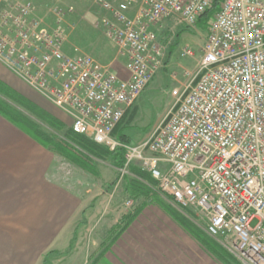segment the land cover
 Returning <instances> with one entry per match:
<instances>
[{
	"label": "built area",
	"instance_id": "built-area-1",
	"mask_svg": "<svg viewBox=\"0 0 264 264\" xmlns=\"http://www.w3.org/2000/svg\"><path fill=\"white\" fill-rule=\"evenodd\" d=\"M215 2H103L105 36L127 58L120 79L92 55L66 52L59 10L46 26L31 2L0 0V63L70 117L74 132L124 150L122 176L149 174L164 197L203 213L207 234L242 264H264V0H222L199 68L185 72L167 116L138 145L114 135L166 56L152 28L171 21L196 32Z\"/></svg>",
	"mask_w": 264,
	"mask_h": 264
},
{
	"label": "crops",
	"instance_id": "crops-1",
	"mask_svg": "<svg viewBox=\"0 0 264 264\" xmlns=\"http://www.w3.org/2000/svg\"><path fill=\"white\" fill-rule=\"evenodd\" d=\"M41 12L37 10L35 15L42 16ZM99 36L95 30L86 40L87 53L109 66L120 79H126L129 74L125 53L117 45H106V39ZM70 51L66 47V52ZM0 80L61 122L69 119L1 63ZM155 85L153 79L115 130L119 140L124 137L123 142L134 145L147 140L148 133L134 134L132 127L139 101ZM57 168L58 155L54 151L0 115V264H43L51 252L69 248V237L74 235L80 221L79 218L74 222L75 218L82 216L84 195L63 183ZM135 168L128 173L136 181ZM109 171L113 177L119 176V172L123 174L118 168ZM103 179L107 184L113 178L103 174ZM165 200L178 213H169L159 205V201ZM184 212L169 197L154 195L152 202L148 200L126 228L123 224L111 230L114 234L111 242L93 248L88 264H228L210 250V236ZM179 213L191 221L189 228L181 225Z\"/></svg>",
	"mask_w": 264,
	"mask_h": 264
},
{
	"label": "rangeland",
	"instance_id": "rangeland-1",
	"mask_svg": "<svg viewBox=\"0 0 264 264\" xmlns=\"http://www.w3.org/2000/svg\"><path fill=\"white\" fill-rule=\"evenodd\" d=\"M23 1L31 2L35 11L40 10L43 12V15L37 16V18L43 19L46 26H55L57 23L53 10L56 9L61 12V26L67 32L66 47L68 51L72 50L70 51L71 53L77 50L79 53L91 55L87 53L88 50H86L85 42L93 35L95 30L100 33V38L106 39V45L116 46L115 43L107 39L101 26L104 19L110 18L109 14L103 9L102 3H116V0ZM137 1L138 5H140L141 0ZM152 30L157 34V42L165 50L166 56L162 60L159 74L157 73L158 75L154 78V81L156 80V88H153L152 92L143 96L139 101L138 115L134 123L135 125L132 127L134 128V132H132L134 134L137 131L141 134L148 133L146 139L151 136L175 103L172 92L177 88H181L186 83L185 72L195 73L198 70L203 58L205 43V32L200 28L196 32L187 31L184 28L173 25L171 21H165L153 27ZM186 48L192 51V56H183V51ZM16 108L35 121L39 128L49 136L54 134L58 139L63 136L64 133L61 130L57 131L50 128L43 121L19 106H16ZM39 108L61 123V120L53 114L41 107ZM55 110L56 112L58 111L57 109ZM63 124L66 126L65 131L72 129L70 117ZM96 166L99 173L98 177L80 169L58 155V178L66 185L77 188V190L83 193V212L81 217L75 218L74 222H77L79 218L80 221L77 224L78 226L74 235L69 237L67 242L69 248L59 253L51 252L44 259L46 264H88L94 252L93 248L99 249L100 245L111 242V237L114 236V234L110 233L111 230H114L117 226L122 227L123 224L126 228L129 225V221L143 209L144 204L148 200L152 202L154 195L157 194L165 198L160 194L156 183L140 182L138 179L135 181L129 173H125L122 176L121 172H119V176L113 177L110 174L109 168L116 167L113 166L111 161H98ZM103 174L106 178L112 177V183L106 184ZM138 183L145 185L147 189L144 190ZM140 187L144 192L139 196L133 195L132 192L137 191V189L139 190ZM132 201H134V204L128 205ZM159 205L163 206L169 213H178V211L167 206L166 200L164 202L159 201ZM185 211L186 216L192 217V223L206 232V216L194 209ZM186 216L177 215L181 225L189 228L191 221L186 219ZM177 217L175 216V219ZM179 219L177 218V220ZM208 246L215 255L223 258L228 264H242L223 247L220 241L210 237ZM44 262L43 264H45Z\"/></svg>",
	"mask_w": 264,
	"mask_h": 264
},
{
	"label": "trees",
	"instance_id": "trees-1",
	"mask_svg": "<svg viewBox=\"0 0 264 264\" xmlns=\"http://www.w3.org/2000/svg\"><path fill=\"white\" fill-rule=\"evenodd\" d=\"M222 0H216L214 6L206 15L200 20L198 27L206 31L208 21L218 10ZM16 106H19L29 112L31 115L37 117L50 128L54 130H61L64 134L58 139L56 135H48L44 133L39 126L29 116L22 113ZM0 115L9 120L22 131L29 134L31 137L38 140L41 144L48 148H52L54 152L65 158L71 164L79 167L80 169L89 172L90 174L98 177L96 163L98 161H111L113 166L123 169L125 165V152L122 149L114 152L110 151L105 146L98 145L86 137L77 134L73 129L65 131L66 126L61 122L56 121L48 114L43 112L38 106L31 101L27 100L24 96L13 90L7 84L0 80ZM120 126V125H119ZM57 139V140H56ZM121 141L126 140L124 137L120 138ZM134 168V167H133ZM131 168V170L133 169ZM133 174L140 182H157L146 173L141 172L139 169L133 170ZM129 185V183H128ZM144 190L145 185L138 183ZM134 190V189H133ZM128 192V191H127ZM144 191L140 187L137 191L132 192L133 195L139 196ZM46 264V262H44Z\"/></svg>",
	"mask_w": 264,
	"mask_h": 264
}]
</instances>
